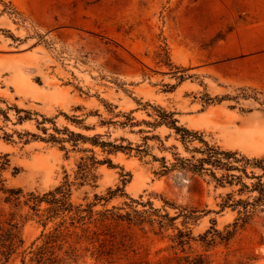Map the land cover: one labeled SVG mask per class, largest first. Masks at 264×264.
I'll use <instances>...</instances> for the list:
<instances>
[{
	"label": "rangeland",
	"instance_id": "rangeland-1",
	"mask_svg": "<svg viewBox=\"0 0 264 264\" xmlns=\"http://www.w3.org/2000/svg\"><path fill=\"white\" fill-rule=\"evenodd\" d=\"M202 142L264 160V0H0V264H264L263 166L184 169Z\"/></svg>",
	"mask_w": 264,
	"mask_h": 264
},
{
	"label": "trees",
	"instance_id": "trees-1",
	"mask_svg": "<svg viewBox=\"0 0 264 264\" xmlns=\"http://www.w3.org/2000/svg\"><path fill=\"white\" fill-rule=\"evenodd\" d=\"M162 120H165L164 118H162ZM164 121H161V123H163ZM176 121L172 120L169 123H167L170 126H173V128L175 129L176 132H183L185 136H182V140L184 141V139L186 138V135H191L189 131H187L184 128H178L174 125ZM69 137L74 138L76 140H85V141H92L93 145H98L100 146L103 150H105V148H109L108 152H114V151H118V150H123V147L121 146H116V145H112L111 143H106V142H101V143H96V138L93 139H88L86 137L81 136L80 134H74L72 132L69 133ZM63 141V140H62ZM75 142V141H74ZM205 146V149L202 151L203 154H205L206 156L197 160L196 164H189L187 163V165L182 166L184 169H189L192 172H197V171H201L205 168H203L204 164H208L209 166L213 167L214 169H224L226 171H242L244 173V168L245 165H253V166H263L264 168V160H247L245 158H236L235 157V153L232 152H225V151H220L219 148L217 147H210L208 146L207 143L202 142ZM188 162V161H187ZM232 162H238V163H242L241 167H237L232 165ZM102 162L97 161L94 157L91 158H87V159H82L81 162L79 163V165L77 166V172L75 174L76 179L77 180H81V182H85L88 180H92L94 179L95 176H93L92 174V170L93 167L95 165H98ZM103 163H108L111 164L110 161L107 159L105 161H103ZM242 168V169H241ZM167 170V167L164 166V171L165 172ZM245 174V173H244ZM213 178L219 182L220 184L222 183H228L231 184L232 181L234 179H239L238 176L236 175H222L221 177L217 178L214 173H212ZM264 176V174L262 176H255L254 174L252 175L253 178L257 179L258 183L253 185L251 188V191H257L258 192V196L255 198V203H264V184L261 183V178ZM71 183H69L67 180L61 185L58 186L54 189L53 192H49L47 195L50 197L47 200V203L50 205H53V207H57L54 210H60L65 207H68L69 205L67 204V199L70 195V188H71ZM244 189H248L247 186L243 185ZM57 195L60 196V198H57ZM255 204L253 203H247L244 202L242 204L243 207V214L244 217L247 218L248 217V213L251 212L250 210L253 209ZM67 211V210H66ZM74 215L76 216V213H74ZM146 215V211H137V210H132L131 213H126L124 215L121 214H113L110 215L111 219L113 220H120V221H127L129 224L132 225H141L145 222H148L149 224L153 223L154 220L150 219L149 217H145ZM151 215V214H150ZM160 218H162V216H159ZM83 218L80 217L79 220H82ZM107 219L106 217L103 218ZM71 220H75V217L71 218ZM170 221H172L173 219H169ZM160 228L163 227V224L161 221L158 222ZM82 231H86V230H82ZM180 233V232H179ZM185 236H189V234H184ZM12 237H14L12 235ZM53 238H57L58 236H51ZM180 244H183L182 242H180ZM39 256V262H42V254ZM194 264H204L203 263V259L199 258L198 263H194Z\"/></svg>",
	"mask_w": 264,
	"mask_h": 264
},
{
	"label": "bare ground",
	"instance_id": "bare-ground-1",
	"mask_svg": "<svg viewBox=\"0 0 264 264\" xmlns=\"http://www.w3.org/2000/svg\"><path fill=\"white\" fill-rule=\"evenodd\" d=\"M252 133L248 130L239 128L236 131L227 135V140L232 145L244 146L248 144V141L252 139Z\"/></svg>",
	"mask_w": 264,
	"mask_h": 264
}]
</instances>
